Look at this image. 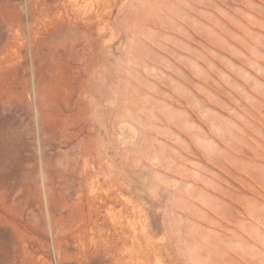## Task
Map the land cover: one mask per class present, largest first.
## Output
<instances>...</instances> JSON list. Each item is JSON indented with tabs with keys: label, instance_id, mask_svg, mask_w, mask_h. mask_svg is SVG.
I'll return each mask as SVG.
<instances>
[{
	"label": "rangeland",
	"instance_id": "rangeland-1",
	"mask_svg": "<svg viewBox=\"0 0 264 264\" xmlns=\"http://www.w3.org/2000/svg\"><path fill=\"white\" fill-rule=\"evenodd\" d=\"M0 264H264V0H0Z\"/></svg>",
	"mask_w": 264,
	"mask_h": 264
}]
</instances>
